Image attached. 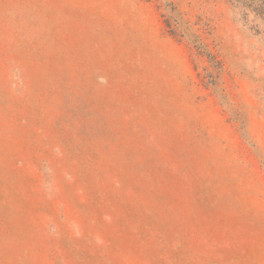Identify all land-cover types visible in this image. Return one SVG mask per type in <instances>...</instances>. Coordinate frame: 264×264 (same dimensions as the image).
Returning <instances> with one entry per match:
<instances>
[{
  "label": "rangeland",
  "instance_id": "rangeland-1",
  "mask_svg": "<svg viewBox=\"0 0 264 264\" xmlns=\"http://www.w3.org/2000/svg\"><path fill=\"white\" fill-rule=\"evenodd\" d=\"M0 264H264V0H0Z\"/></svg>",
  "mask_w": 264,
  "mask_h": 264
}]
</instances>
